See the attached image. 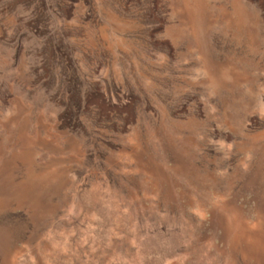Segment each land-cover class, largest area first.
Wrapping results in <instances>:
<instances>
[{
    "label": "rangeland",
    "instance_id": "obj_1",
    "mask_svg": "<svg viewBox=\"0 0 264 264\" xmlns=\"http://www.w3.org/2000/svg\"><path fill=\"white\" fill-rule=\"evenodd\" d=\"M0 264H264V0H0Z\"/></svg>",
    "mask_w": 264,
    "mask_h": 264
}]
</instances>
